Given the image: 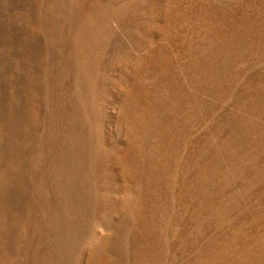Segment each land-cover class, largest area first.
<instances>
[{"label":"rangeland","instance_id":"374dc122","mask_svg":"<svg viewBox=\"0 0 264 264\" xmlns=\"http://www.w3.org/2000/svg\"><path fill=\"white\" fill-rule=\"evenodd\" d=\"M0 264H264V0H0Z\"/></svg>","mask_w":264,"mask_h":264}]
</instances>
